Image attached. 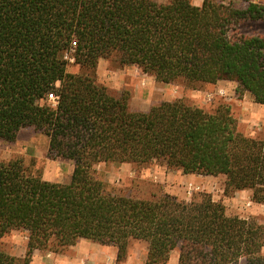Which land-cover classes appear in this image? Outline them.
<instances>
[{
    "label": "trees",
    "instance_id": "1",
    "mask_svg": "<svg viewBox=\"0 0 264 264\" xmlns=\"http://www.w3.org/2000/svg\"><path fill=\"white\" fill-rule=\"evenodd\" d=\"M0 0V140L24 127L48 139L51 159L72 161L68 182L27 173L19 157L0 161V238L25 231L18 259L58 251L81 239L115 247L122 264L132 241L144 264H264V224L226 213L208 192L189 200L168 193L116 192L99 164L157 163L183 174L221 175L223 195L251 190L264 202V133L237 128L228 104L207 111L182 98L131 110L96 79L100 59L134 65L156 81L198 88L232 80L264 104V38L235 30L264 20V0ZM68 54L81 71L67 70Z\"/></svg>",
    "mask_w": 264,
    "mask_h": 264
},
{
    "label": "rangeland",
    "instance_id": "2",
    "mask_svg": "<svg viewBox=\"0 0 264 264\" xmlns=\"http://www.w3.org/2000/svg\"><path fill=\"white\" fill-rule=\"evenodd\" d=\"M154 1L167 3L169 0ZM190 1L195 5L202 2ZM233 5L244 9L248 3L233 0ZM235 30L264 38V20H241ZM64 58L68 61L69 72L81 71L67 53ZM95 73L97 81L105 85L112 95L128 93V106L131 110L146 111L156 103L179 98L207 111L213 110L219 104H228L240 132L249 136H261L264 133V104L256 103L253 96L236 81L220 80L219 83L204 84L198 88L187 87L180 81L165 84L156 81L134 65L120 66L111 57L100 59ZM219 91L222 93L219 94ZM47 149L48 139L43 133L30 126L24 127L14 142L0 140V161L19 157L27 173L48 181L68 182L73 169L72 161L63 158L51 159L47 155ZM96 168L100 177L116 192L140 197L168 193L178 199L189 200L195 193L204 191L210 193L215 201H221L227 214L254 217L264 224V202L252 201L251 190L248 189L241 196H234L235 192L231 196H224V177L221 175L192 174L185 177L181 171L168 170L157 163L141 168L129 163L99 164ZM26 240L25 231L13 230L0 238V250L22 259L26 252ZM172 253L177 256V251ZM115 254L116 249L113 246L81 239L58 251L34 250L29 264H115ZM145 255V243L132 241L122 264H144ZM239 264L246 263L241 260Z\"/></svg>",
    "mask_w": 264,
    "mask_h": 264
},
{
    "label": "crops",
    "instance_id": "3",
    "mask_svg": "<svg viewBox=\"0 0 264 264\" xmlns=\"http://www.w3.org/2000/svg\"><path fill=\"white\" fill-rule=\"evenodd\" d=\"M183 175L186 177V176H190L192 174H183ZM244 192H245V190H238V191H236L234 193V196H241ZM168 264H177V256H176V254H173V253L170 254V258L168 260Z\"/></svg>",
    "mask_w": 264,
    "mask_h": 264
},
{
    "label": "built area",
    "instance_id": "4",
    "mask_svg": "<svg viewBox=\"0 0 264 264\" xmlns=\"http://www.w3.org/2000/svg\"><path fill=\"white\" fill-rule=\"evenodd\" d=\"M219 94L222 93L221 91L218 92Z\"/></svg>",
    "mask_w": 264,
    "mask_h": 264
}]
</instances>
